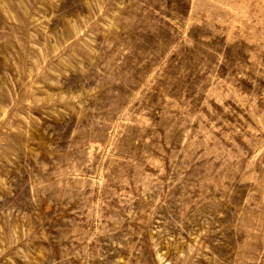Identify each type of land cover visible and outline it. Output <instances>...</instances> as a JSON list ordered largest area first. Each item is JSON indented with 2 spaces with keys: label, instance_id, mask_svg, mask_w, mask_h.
<instances>
[{
  "label": "rangeland",
  "instance_id": "1",
  "mask_svg": "<svg viewBox=\"0 0 264 264\" xmlns=\"http://www.w3.org/2000/svg\"><path fill=\"white\" fill-rule=\"evenodd\" d=\"M0 264H264V0H0Z\"/></svg>",
  "mask_w": 264,
  "mask_h": 264
}]
</instances>
